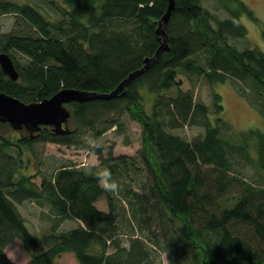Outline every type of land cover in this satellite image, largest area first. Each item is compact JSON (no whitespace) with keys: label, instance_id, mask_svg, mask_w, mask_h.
<instances>
[{"label":"trees","instance_id":"1","mask_svg":"<svg viewBox=\"0 0 264 264\" xmlns=\"http://www.w3.org/2000/svg\"><path fill=\"white\" fill-rule=\"evenodd\" d=\"M175 1L165 28L168 49L117 97L70 103L73 121L66 134L48 127L33 137L0 134V264H17L6 252L16 239L30 256L25 264H57L65 252H73L79 264H153L150 243L158 246L161 234L173 243L180 264H264V132L234 129L221 117L222 95L213 91L212 105L197 101L194 83V75L212 85L231 79L264 116V50H240L230 42L248 35L240 15L253 11L241 0H219L231 17L214 23L202 0ZM168 5V0H63L60 18L53 21L29 3L0 0V16L12 13L19 25L0 34V53L15 50L27 57L22 64L11 56L18 80L0 67V92L27 103L66 88L110 92L156 53L161 45L156 30ZM144 87L155 96L151 113ZM125 114L142 128L137 155H115L114 145L104 148L85 139L89 131L98 138L122 127ZM186 125L203 127L204 134L188 140L172 132ZM34 142L91 150L108 175L65 163L37 183L35 175L20 170L23 146ZM237 155L256 173L236 172ZM102 198L107 210L97 206ZM27 201L48 208L46 219L55 220L42 243L19 210ZM65 220L78 224L58 231ZM125 230L132 236L129 246L118 239Z\"/></svg>","mask_w":264,"mask_h":264},{"label":"rangeland","instance_id":"2","mask_svg":"<svg viewBox=\"0 0 264 264\" xmlns=\"http://www.w3.org/2000/svg\"><path fill=\"white\" fill-rule=\"evenodd\" d=\"M17 3H29L35 6L40 12H42L48 19L57 20L60 18L59 7L63 5V0H13ZM245 2L248 7L253 11V15L250 16L247 12L240 15V22L243 23L247 30L248 35L246 37H231L230 42L236 45L240 50L246 47H258L264 50V0H241ZM203 5L211 11L214 15V23L220 19L231 17L230 12L224 8L223 4L219 0H202ZM233 7V5H232ZM19 29V25H16V15L12 13L3 14L0 16V34L8 33L14 28ZM11 56L16 61L24 64L27 62V57L18 52L12 51ZM141 75V74H140ZM138 75L137 77H139ZM136 77V78H137ZM195 83V95L196 100L212 105L213 103V91L222 95V104L224 111L221 117L228 122L234 129L241 132H247L251 129H260L264 132V116L253 107L244 96L240 95L236 90L231 79L225 82H218L216 84H210L205 77L194 75ZM247 89L250 91V87L246 84ZM142 93L145 98V106L147 112L151 113L153 108V102L155 96L149 91L147 87L142 88ZM217 115L211 116L213 120ZM122 127L113 126L98 138H92V132L89 131L86 134V140L91 145L100 147H107L114 145V154H127L130 156L137 155L141 148L142 141V128L141 125L132 120L128 114L121 117ZM214 123V121H213ZM71 127V122L69 123ZM205 129L200 126H184L183 128L172 130L177 134L182 135L188 140H192L198 135H203ZM0 134L11 135L12 138L18 137L19 131L8 126H0ZM236 142H240L238 138L233 134ZM126 143H129L128 145ZM252 145V144H251ZM23 158L25 160V166L20 169L25 174L35 175V181L41 182L42 175H50L54 170L65 163H75L79 166L89 168L97 167V171L101 174H105L104 169L100 165L98 156L91 152V150L84 149L79 150L74 147H66L52 142H34L29 146H23ZM251 154H254L253 146L250 147ZM15 152V151H14ZM105 153V152H104ZM29 158V160H28ZM238 163L236 165V172L243 174H255L256 170L251 163H248L242 155H237ZM28 160V161H27ZM134 183L135 188L139 189V181L137 176ZM102 185H106V179L101 180ZM235 196L230 198L229 204L233 203ZM97 206L100 209L107 210V202L104 198L97 202ZM40 207L38 202L36 205L23 204L20 206V211L23 217L26 219V225L30 232L37 237L39 242L45 240V236L52 230L55 225L54 218L43 219V216L47 218L48 208ZM43 209V210H42ZM76 221L65 220L60 225L58 231L68 230L77 226ZM158 225H153L155 229ZM178 228V227H177ZM166 230V228H164ZM164 233V231H160ZM169 233V231L167 232ZM131 234L129 230L122 231L118 239L122 245H130ZM150 246L154 250L153 264H180L175 254V247L173 243H168V238H164V234H161L158 246H154L150 243ZM109 251H114V248H109ZM7 254L17 264H25L29 261L30 256L24 248L20 239L14 240L7 248ZM57 264H79L73 252L61 253L56 257Z\"/></svg>","mask_w":264,"mask_h":264},{"label":"water","instance_id":"3","mask_svg":"<svg viewBox=\"0 0 264 264\" xmlns=\"http://www.w3.org/2000/svg\"><path fill=\"white\" fill-rule=\"evenodd\" d=\"M168 1L167 11L159 21L156 30L160 36L161 45L153 56L145 58V64L141 68L132 71L116 88L105 93L66 88L50 98L28 103L16 96L0 92V124H9L22 135L30 137L41 132L44 127L51 128L55 134L69 133L71 131L69 123L72 124L73 121L70 103H83L97 98L111 99L117 97L138 75L143 74L158 60L162 51L168 49L169 37L165 28L176 6L175 0ZM0 67L12 80L19 79V71L10 54L0 53Z\"/></svg>","mask_w":264,"mask_h":264},{"label":"crops","instance_id":"4","mask_svg":"<svg viewBox=\"0 0 264 264\" xmlns=\"http://www.w3.org/2000/svg\"><path fill=\"white\" fill-rule=\"evenodd\" d=\"M25 204V203H24ZM26 204H32V205H36V202L35 201H27L26 202ZM23 205V204H22ZM40 206V205H39ZM41 207V206H40ZM43 209H45V208H43ZM42 209V210H43ZM20 210V209H19ZM21 212V211H20ZM22 213V212H21ZM43 219H46V217L45 216H43ZM26 220V219H25Z\"/></svg>","mask_w":264,"mask_h":264},{"label":"clouds","instance_id":"5","mask_svg":"<svg viewBox=\"0 0 264 264\" xmlns=\"http://www.w3.org/2000/svg\"><path fill=\"white\" fill-rule=\"evenodd\" d=\"M105 175H108V173L106 172ZM114 186H115V185H113V187H114Z\"/></svg>","mask_w":264,"mask_h":264}]
</instances>
